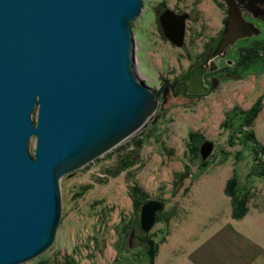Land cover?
Returning <instances> with one entry per match:
<instances>
[{
  "label": "rangeland",
  "instance_id": "1",
  "mask_svg": "<svg viewBox=\"0 0 264 264\" xmlns=\"http://www.w3.org/2000/svg\"><path fill=\"white\" fill-rule=\"evenodd\" d=\"M169 7L191 17L189 21L186 17L190 34L185 33V46L176 45L164 33L160 13ZM227 14L225 0H144L141 14L132 22L139 77L157 93L162 78L188 71L192 89L201 92L202 78L193 67L200 52L198 42L207 43L222 29ZM187 45L197 46V52L188 53ZM260 60V66L247 70L245 77L220 79L212 92L200 98L187 100L161 92L154 116L143 128L60 179L63 204L56 241L20 264H204L199 255L203 242L221 227L231 226L240 236L228 240L235 254L229 261L246 262L264 244V226L245 223L253 218L260 221L257 217L264 212V175L254 172L263 170L255 168L257 144L250 137L256 133L264 146V54ZM38 109L33 113L35 121ZM249 114L257 117L253 121L250 116L247 123ZM209 141L214 147L203 158L202 147ZM36 143L33 136V154ZM126 156L135 158V165L115 174ZM232 179L247 195L248 212L242 220L233 217L227 193ZM136 180L147 193L145 202L157 199L163 204L150 230L142 227L143 201L135 193ZM136 225L137 231L132 228Z\"/></svg>",
  "mask_w": 264,
  "mask_h": 264
},
{
  "label": "water",
  "instance_id": "2",
  "mask_svg": "<svg viewBox=\"0 0 264 264\" xmlns=\"http://www.w3.org/2000/svg\"><path fill=\"white\" fill-rule=\"evenodd\" d=\"M143 7L144 0H0V264L47 250L62 217L60 179L154 116L161 90L136 72L132 22ZM230 9L224 47L254 35ZM170 13L160 16L164 33L182 46L187 15ZM213 147L204 144L203 158ZM162 208L157 199L143 204L145 230Z\"/></svg>",
  "mask_w": 264,
  "mask_h": 264
},
{
  "label": "flooded vegetation",
  "instance_id": "3",
  "mask_svg": "<svg viewBox=\"0 0 264 264\" xmlns=\"http://www.w3.org/2000/svg\"><path fill=\"white\" fill-rule=\"evenodd\" d=\"M225 2L228 5V14L227 17L222 20V29L219 28V31L210 36L207 43L198 42L199 48H197V50L200 49V52H198V55L195 58L196 65L193 67H196L197 75L199 71L201 75L199 76L202 78L200 80L203 82L201 85V92L192 89V81L187 80L189 74L188 71H185L183 76H174L169 80L161 79L162 85L159 89L163 95H172L177 98L179 96H184L187 100L190 99L188 97L191 96H197L200 98L204 94L206 95L207 93L212 92L220 79H223L224 81L228 79L234 80L236 77H245L247 70H252V67L256 65L260 66L258 59L260 60V55L264 54V51H261V48H264V39H261V36L264 33V0H225ZM230 3H232L234 9L236 8L241 12L243 17L241 23L251 27L249 28V33L254 35L238 39L234 44L224 47L222 43L230 33V23L234 20L231 17L233 9H230ZM167 9L176 20H180L181 15L185 12L178 11L172 7ZM165 10L160 13V16ZM157 11L158 13L161 12L160 9ZM190 18V16L187 17V21H189ZM186 32L187 35L190 34L187 23ZM255 43L258 44V46ZM190 47L191 48H187V50H189L188 53L190 52L193 54L197 52L194 50L197 46L195 47L193 45ZM261 66H263V64H261ZM183 87L184 89L182 91ZM154 90L157 91L158 89L154 87ZM161 113L162 111L160 114ZM161 115L163 116V113ZM131 238L133 239V237ZM131 238L130 243H132Z\"/></svg>",
  "mask_w": 264,
  "mask_h": 264
},
{
  "label": "crops",
  "instance_id": "4",
  "mask_svg": "<svg viewBox=\"0 0 264 264\" xmlns=\"http://www.w3.org/2000/svg\"><path fill=\"white\" fill-rule=\"evenodd\" d=\"M263 213L264 212L259 213V216L261 217H257L260 219V221H257L256 218H253V221L251 219H248L247 222H245L247 226H250V225H254V226L260 225L259 227L264 226L263 225L264 224V214ZM252 214L253 213L250 212L247 215V217ZM220 229H219L220 230L219 233L218 231L216 234L214 233L215 235L211 237L210 239H207L206 241H204L201 247L199 248V255L201 258L200 260L202 259L205 260L204 264H233V263H230L229 260L230 258L235 257V254L229 250L230 245H229L228 240L229 238L230 239L235 238V237L237 238L240 235L239 233H236V234L234 233L233 226H231L230 228L221 227ZM243 243H241L242 247H244ZM251 245L255 246L256 244H251ZM241 246L239 247L241 248ZM241 249L243 252L245 251L243 248ZM237 252L238 251L236 250V253ZM202 253L204 254L203 257H202ZM248 258L249 259L246 262L241 261V259L237 260L236 258V260H234V264H264V244L261 245L259 248L255 249V252L252 251V256Z\"/></svg>",
  "mask_w": 264,
  "mask_h": 264
},
{
  "label": "trees",
  "instance_id": "5",
  "mask_svg": "<svg viewBox=\"0 0 264 264\" xmlns=\"http://www.w3.org/2000/svg\"><path fill=\"white\" fill-rule=\"evenodd\" d=\"M258 114V113H257ZM256 115H248V119L247 121L250 119V116L252 118V120L254 121V119L257 117ZM251 122V119H250ZM249 123V121L247 122ZM250 137L255 141L256 147H255V160H256V167L257 168L259 166V170H263L262 172H259L257 170H255V174H259V175H264V146H262L259 141H258V137L256 136V133L251 132ZM139 146V145H138ZM136 163V159L135 158H131L130 156H126L120 159L118 165H117V170H115V174L117 173H122L125 172L126 170L129 171L130 167H133V165H135ZM233 180V181H232ZM230 182H232L230 188L227 189V193L231 196L232 198V206H233V217L236 219H241L243 218V216H245L248 212V209L246 207V198L247 195L246 193L244 194L243 189L238 188V184H237V179H232ZM134 189H135V193L136 194H140V196L142 197V200L145 203V199L148 197L145 195L147 194L145 192V190L143 189V187L141 186L140 182L138 180H136L134 182ZM243 191V192H242ZM244 194V195H243ZM143 195V196H142ZM142 202V204H144ZM132 228H134L133 230H136L138 228V226H133ZM132 230V231H133ZM137 231V230H136ZM135 231V233H136ZM136 236V235H135Z\"/></svg>",
  "mask_w": 264,
  "mask_h": 264
}]
</instances>
